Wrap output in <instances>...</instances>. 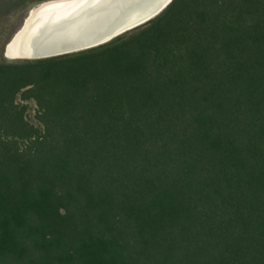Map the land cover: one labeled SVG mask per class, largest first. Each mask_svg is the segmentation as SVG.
Here are the masks:
<instances>
[{
  "label": "trees",
  "instance_id": "obj_1",
  "mask_svg": "<svg viewBox=\"0 0 264 264\" xmlns=\"http://www.w3.org/2000/svg\"><path fill=\"white\" fill-rule=\"evenodd\" d=\"M0 264H264V0L0 55Z\"/></svg>",
  "mask_w": 264,
  "mask_h": 264
},
{
  "label": "bare ground",
  "instance_id": "obj_2",
  "mask_svg": "<svg viewBox=\"0 0 264 264\" xmlns=\"http://www.w3.org/2000/svg\"><path fill=\"white\" fill-rule=\"evenodd\" d=\"M161 1H43L30 10L15 33L7 47L8 56H45L68 47L76 49L114 32L118 35L124 32L121 29L141 19Z\"/></svg>",
  "mask_w": 264,
  "mask_h": 264
},
{
  "label": "rangeland",
  "instance_id": "obj_3",
  "mask_svg": "<svg viewBox=\"0 0 264 264\" xmlns=\"http://www.w3.org/2000/svg\"><path fill=\"white\" fill-rule=\"evenodd\" d=\"M14 1L15 0H4L0 2V55H3L4 43L8 41L15 31L17 32L21 28L30 10L41 3L36 2L30 5L19 3L15 5ZM27 103L29 105L28 117L33 121L36 107L34 101L31 99L28 100Z\"/></svg>",
  "mask_w": 264,
  "mask_h": 264
},
{
  "label": "water",
  "instance_id": "obj_4",
  "mask_svg": "<svg viewBox=\"0 0 264 264\" xmlns=\"http://www.w3.org/2000/svg\"><path fill=\"white\" fill-rule=\"evenodd\" d=\"M170 1L171 0H163V1H161L156 7H154L146 15L141 17V19H139L138 21L132 23V25L121 29V31L128 30L130 28H133V27L145 22L146 20H148L149 18L153 17L158 12H160ZM15 32L13 33V35H11V37L8 39V41L4 45L3 56L6 59H10V60L35 59V58L49 57V56H55V55L64 54V53H68V52L78 51V50H82V49H85V48H89V47L96 46L98 44L104 43V42L108 41L109 39H111L112 37H114V35H116L118 33V32H114V33L109 34V35H107V36H105L103 38L95 39L94 41H92L90 43H85L83 45L78 46L76 49L72 48V47H68V48L61 49V50L56 51V52H54V53H52L50 55H45V56H32L31 55V58H30L28 56H24L23 54H21L23 56H16L15 58H11V56H8L7 47H8V44L13 40V38L15 36Z\"/></svg>",
  "mask_w": 264,
  "mask_h": 264
}]
</instances>
